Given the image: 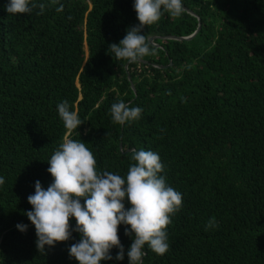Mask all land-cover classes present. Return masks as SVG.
I'll list each match as a JSON object with an SVG mask.
<instances>
[{
	"label": "trees",
	"instance_id": "obj_1",
	"mask_svg": "<svg viewBox=\"0 0 264 264\" xmlns=\"http://www.w3.org/2000/svg\"><path fill=\"white\" fill-rule=\"evenodd\" d=\"M34 2L42 14H9L0 0V264H79L69 249L80 233L39 252L25 214L35 182L53 183L47 161L65 136L86 143L98 171L121 176L133 150L159 154L182 207L166 229L169 250L145 245L142 264H264V0H182L180 17L142 30L156 54L136 63L108 51L139 25L135 0ZM199 20L194 38L172 39ZM64 101L83 122L70 133ZM119 101L142 108L140 118L113 123ZM126 228L124 259L113 248L101 264H129Z\"/></svg>",
	"mask_w": 264,
	"mask_h": 264
},
{
	"label": "clouds",
	"instance_id": "obj_2",
	"mask_svg": "<svg viewBox=\"0 0 264 264\" xmlns=\"http://www.w3.org/2000/svg\"><path fill=\"white\" fill-rule=\"evenodd\" d=\"M51 3L58 4L59 0H51ZM45 7L44 3L34 0H10L6 11L14 15L31 14L39 8V15ZM55 10L63 12V4ZM134 10L139 25L129 27L119 44L113 43L108 49L116 59L131 63L156 54L149 38L142 34L145 26L158 22L165 13L178 18L184 12L182 0H135ZM57 110L69 133L83 124L67 101L59 103ZM142 111L140 107H129L119 101L111 105L110 115L113 123L123 125L138 120ZM130 159L133 163L125 176L98 171L96 158L85 142L69 136L63 138L47 161L53 183L45 190L36 181L35 192L28 197L32 210L25 214L35 226L39 252H45V245L68 241L72 231H76L80 233V240L70 246L69 255L79 264L112 260L110 250L113 248L119 249L115 259L123 260L125 250L118 235L121 224L130 226L125 229V235L133 239L127 250L129 264H142L145 245L157 255L169 250L166 229L172 222L171 217L182 207V194L169 186L166 177L161 175L164 165L158 153L133 150ZM4 182L0 177V185ZM125 200L131 205L127 209ZM71 218H75V229L71 228ZM215 223L213 217L206 230ZM17 228L23 232L27 226L18 224Z\"/></svg>",
	"mask_w": 264,
	"mask_h": 264
},
{
	"label": "water",
	"instance_id": "obj_3",
	"mask_svg": "<svg viewBox=\"0 0 264 264\" xmlns=\"http://www.w3.org/2000/svg\"><path fill=\"white\" fill-rule=\"evenodd\" d=\"M201 27H202V23H201V21L199 20V26H198V29H197V31H196L193 35H191V36H189V37H172V39H175V40H182V41H188V40H191L192 38H194V37L197 35V33L199 32V30L201 29ZM153 40H154V38H150V39H149L150 42H152Z\"/></svg>",
	"mask_w": 264,
	"mask_h": 264
}]
</instances>
